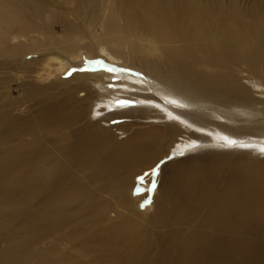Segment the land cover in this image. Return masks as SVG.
Segmentation results:
<instances>
[{
	"label": "bare ground",
	"instance_id": "bare-ground-1",
	"mask_svg": "<svg viewBox=\"0 0 264 264\" xmlns=\"http://www.w3.org/2000/svg\"><path fill=\"white\" fill-rule=\"evenodd\" d=\"M33 1L0 0V57L22 66L24 56L39 53L37 61L31 60L43 70L50 60L41 57L42 49L50 43L61 59L84 51L86 66L59 80L51 102L43 100L22 122L21 116L6 117L10 111L4 104L0 199L8 196L14 205L29 201L26 191L32 188L26 175L38 180L39 195L86 199L97 195L95 176L108 170L111 176L105 179L124 174L116 181L118 195L130 194L150 183V176L142 185L137 180L156 169L152 202L169 239L158 234L162 245L149 252L132 219L129 229L121 228L127 239L117 238L124 251L140 242L134 255L142 260L141 252L144 258L152 253L151 264H260L263 252L248 251L264 249V1L242 9L235 0H94V8H104L106 14L96 23L103 34L94 42L95 32L75 35L70 23L56 38L50 23L55 16L45 20ZM39 22L45 26L40 33L45 44L34 37ZM15 38L26 46L6 50ZM242 64L243 69L236 68ZM242 73L248 85L236 81ZM96 154L102 157L92 156ZM227 159L237 165L221 185L210 179L188 183L177 173L187 162L212 166ZM79 160H91L88 169L97 173H87V188L63 185ZM145 199L138 192L127 203L132 207ZM103 217L95 212L82 223L89 219L87 225L99 227ZM38 225L44 234L58 233L63 223L46 218ZM72 235L75 241L81 232ZM13 262L30 264L24 256Z\"/></svg>",
	"mask_w": 264,
	"mask_h": 264
},
{
	"label": "rangeland",
	"instance_id": "rangeland-1",
	"mask_svg": "<svg viewBox=\"0 0 264 264\" xmlns=\"http://www.w3.org/2000/svg\"><path fill=\"white\" fill-rule=\"evenodd\" d=\"M93 1L94 0H76L77 4H71L68 0H34L33 4L36 7L35 11L38 13L41 12L44 19L50 20L52 15L55 16L53 19L51 18L50 23L52 33H54L56 38L60 39L65 32H67V24L70 23L75 26V35L84 32H95L94 35H91L94 42V40L100 38L103 34L102 26H97L96 23L99 21L102 22L106 14L104 13V8H94L95 4ZM235 1L242 9H254V7L261 6V0ZM110 4L111 7H113V3ZM23 7L24 5H22L21 8ZM37 7H45V9L38 10ZM85 14L86 19L83 20V15L85 16ZM31 15L30 17L32 18ZM33 18L37 19L36 17ZM37 26L38 31L34 34V37L36 39H41L40 41L45 44L48 40L40 34L42 27L45 26H43L41 22H39ZM15 39L16 40L5 44L6 50H10L17 46H26L25 40H21L20 38ZM100 48L104 49L103 47ZM42 50H44V53L41 54V57H49L50 60L43 70H41L42 67L39 65V62L32 63L33 60H31L34 59L37 61V59L40 58L39 56L36 57L39 53H37L35 57V54L32 55V53L27 54L26 58L24 56V60L22 61H25L26 65L22 64V66H12L8 64L9 61L10 63L12 62V58L0 57V113H2L0 116L6 115V109L4 108V104H6L10 111L6 117L17 118L18 116V118H20L21 116L20 121L22 122L44 104L43 100L51 102V100H49L51 99V95L55 94L57 89L60 88L57 87L59 80L69 78L76 70L86 66L84 51H80L78 53L79 56L73 57L74 59L65 57L63 60L61 57H57V54L55 55L56 50L52 48V44L50 43L46 44ZM197 55H199V53ZM200 58H204V55L200 54ZM20 59L21 58H19V60ZM244 66L245 65L242 64L236 68L238 69L240 67L239 69H243ZM205 71L207 72L209 70ZM235 79L240 84L243 82L242 84L248 85L244 83L245 76L243 73L236 75ZM117 103L119 104V101ZM61 132L63 134L67 133L66 131ZM52 144L53 142H51L49 146ZM2 148L3 147L0 146V149ZM92 156L102 157V155L99 154ZM181 156L182 155H176L175 159ZM61 158L63 157L59 159ZM79 161L80 162H74L77 166H72L71 176L70 178L65 177L63 179V185L67 186L71 183H78L80 187H88L85 179L87 173H97L98 170L94 171L93 168V170L90 171L88 169L91 160ZM224 162L225 163L222 162L221 164L211 163L212 166L208 164L204 165L198 161L187 162L180 166L177 173L180 179L188 183H200L206 179H210V181H218L217 184L221 185L220 182L222 178L228 177L229 173L237 165L230 159ZM60 164H63V162ZM219 165L222 166L220 167ZM146 167L145 165L140 166L136 171L140 172ZM123 175L124 174L119 171L117 173L115 172L111 179H105L111 176V171H105L101 175L97 174L95 176L97 180L93 184L96 185L97 195H90L86 199L75 196L71 198H62L60 200L53 195L47 197L39 195L40 188L37 189L35 186L38 180L28 178V175H26L27 180L31 182V186L29 187L32 188L30 192L26 191L25 199L29 201L25 204L19 203L14 205L13 202L9 200L8 196H4L0 199V264H14L13 257L16 256L26 257L30 264H151L152 261L154 262L152 253L147 254L144 258L141 252L142 260H139L138 257L134 255V253L140 252V242H137L134 247H130L134 249L124 251L123 248L125 247L122 245V242L117 240V238L122 240L121 236L124 241L127 239L126 237H128V235L125 231L122 232L121 228L129 229L132 219L135 221V234L143 235V245H150L149 252L157 251L160 245H162V242L158 241L161 240V238L157 236L158 234H162L161 237L163 239H169L166 235V227L163 228V222L156 220L157 213L155 212V207L152 202V199L156 196V187L151 192L147 191L152 181L144 184L138 179L137 181H140V185L144 184L140 187L139 191L136 189L132 190L130 194L118 195L116 181ZM111 182L115 183L111 184ZM138 192L144 193L146 195L145 200H150V203L142 208L141 204L144 203L145 200H135V204H132V207L128 206L127 200L130 199V196L131 199L136 197ZM86 203L87 207L83 209ZM95 207H97L98 210L94 211ZM95 212H98V215L100 212L104 213V217L98 223L99 227L87 225L89 219L82 223L83 220L87 219L89 215ZM46 218L55 221V223H63L61 230L58 233H42L41 229H39L38 221H46ZM82 229L84 230L81 231ZM76 230L80 231L81 235L74 241L73 236L77 232L74 235H72V232ZM95 231H97V233H95ZM182 235L183 234H180L174 238V245L170 248L171 253H174L175 248L179 246L180 237ZM82 243H86L87 246L82 247ZM121 246H123V248ZM142 250L143 249H141V251ZM259 251L263 252V256L259 258L258 261H260V264H264V249L254 251L252 248L248 252L258 254ZM246 256L249 257L248 254H246ZM228 262L230 261L221 262L219 264H227Z\"/></svg>",
	"mask_w": 264,
	"mask_h": 264
},
{
	"label": "snow or ice",
	"instance_id": "snow-or-ice-1",
	"mask_svg": "<svg viewBox=\"0 0 264 264\" xmlns=\"http://www.w3.org/2000/svg\"><path fill=\"white\" fill-rule=\"evenodd\" d=\"M228 143L231 146V144H233L234 142L229 141ZM241 147H247V146L241 145ZM261 151L264 152V149H261ZM183 154H184L183 151L176 153V155H183ZM149 176L152 178V183L147 188V191L151 192L155 188L156 169H153L150 173H145V176H142L139 179H140L141 183H143L145 180V177H149ZM138 191H139V189H138ZM148 203H150V200H145L144 203L141 204V207L142 208L145 207Z\"/></svg>",
	"mask_w": 264,
	"mask_h": 264
}]
</instances>
